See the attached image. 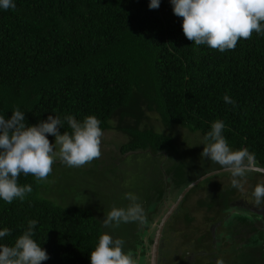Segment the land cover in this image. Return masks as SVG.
<instances>
[{"label": "trees", "instance_id": "16d2710c", "mask_svg": "<svg viewBox=\"0 0 264 264\" xmlns=\"http://www.w3.org/2000/svg\"><path fill=\"white\" fill-rule=\"evenodd\" d=\"M14 3L15 9L0 8V115L6 119L17 108L28 125L50 114L61 119L72 115L80 122L95 115L103 131L111 127L115 114L134 118L138 125L145 111H154L164 126L177 127L176 133H165L118 125L127 133L119 147L125 156L136 150L169 153L181 131L183 136L198 132L204 138L212 123L221 120L230 148H247L255 156L254 164L264 167V35L253 32L251 38L238 40L235 49L223 52L195 45L186 38L183 18L174 14L171 0H160L156 9L149 8L150 0ZM225 95L235 106L225 103ZM61 131H70L66 121ZM57 159L52 168L60 162ZM96 162L78 169L96 168ZM53 170L39 183L31 174H20L18 184L33 189L23 201L17 198L9 204L0 199V230L10 229L0 245L12 246L28 221L36 220L33 239L49 256L41 264H91L90 251L103 234L95 208L91 203L61 200L62 192H76L80 182L72 178L64 186L67 191L63 187L59 193L63 183L50 180L58 171ZM218 176L223 178L222 173ZM263 177L253 170L243 191L231 186L228 172L223 182L205 187L198 204L207 203L209 208L218 199L223 203L218 209L237 204L244 212L249 207L255 216L263 215L264 205L256 206L252 195L257 183H264ZM260 253L264 258V251ZM248 255L245 249L244 257Z\"/></svg>", "mask_w": 264, "mask_h": 264}, {"label": "clouds", "instance_id": "9594fccd", "mask_svg": "<svg viewBox=\"0 0 264 264\" xmlns=\"http://www.w3.org/2000/svg\"><path fill=\"white\" fill-rule=\"evenodd\" d=\"M171 4L174 14L183 18L186 38L195 45H207L223 52L235 49L238 40L251 38L253 32L264 35V0H171ZM159 6L160 0H150L149 8ZM15 7L14 0H0V8L4 10ZM224 101L235 106L228 95ZM25 121L24 112L18 108L10 118L0 115V199L9 204L17 198L23 201L33 191L31 185L18 184L21 173L31 174L39 183L51 174L57 158L68 167L79 168L101 156L103 132L95 115L86 116L82 122L72 115L61 119L51 114L36 125ZM65 121L70 131H61ZM225 127L221 120L212 123L201 143L204 147L200 155L218 164L222 171L230 172L231 186L242 190L246 176L253 171L255 156L247 148H230L223 135ZM47 134L55 137L54 143H50ZM252 195L256 206L264 205V183H257ZM125 196L131 203L127 208L113 207L102 220L104 228L114 230L121 223L147 222L145 209L137 202L139 198L131 192ZM36 223L29 220L27 229L12 246L0 245V264H41L49 259L46 250L33 239ZM7 235L10 229L0 230V238ZM124 245L123 238L105 231L90 251L91 264H138L136 256L123 250ZM216 264L225 261L217 259Z\"/></svg>", "mask_w": 264, "mask_h": 264}, {"label": "flooded vegetation", "instance_id": "af4514ba", "mask_svg": "<svg viewBox=\"0 0 264 264\" xmlns=\"http://www.w3.org/2000/svg\"><path fill=\"white\" fill-rule=\"evenodd\" d=\"M120 154L121 157H125L126 153ZM130 154L141 155L142 157L148 155L157 161L156 164L152 163L154 168L146 170L150 171L152 180V188L147 190L148 193L145 197L146 201L150 203L145 211L147 222L144 224L135 222L134 226L130 228L129 237L124 238L126 243L124 245L125 250H123L136 256L138 264L151 263L152 245L156 239L155 264H216L217 259H223L225 264H264V258L260 256V250L264 251V222L262 224L259 222L260 217L264 219L263 212V215L255 216L256 214L253 212L256 211L248 210V207L244 212L243 207L237 204L218 209L223 204L220 205L218 199L213 201L214 205L212 204L207 208V203L198 204V198L203 196L205 188L195 189L191 194L186 195L200 181L213 174L197 181L180 198L182 191L189 184L209 172L220 170L221 167L218 164L214 167L201 169L189 166L190 171L187 172L186 176L189 174L191 176L186 177L184 173L188 168L183 165L179 167L177 160L167 168L161 167L162 159L165 160L169 154L167 152L141 151L140 153L136 150L128 151L127 155ZM138 158H136L137 162L145 163L141 157ZM200 171L202 173L196 177ZM179 198L178 204L159 228L163 212ZM145 199L141 198L143 202ZM239 200L243 202L244 199L241 197ZM209 201L211 200H206V202ZM185 211L192 214L193 218L186 216L188 213L184 215ZM186 219H189L188 225L181 228L180 224L183 225ZM260 229L262 231H259ZM183 233L185 234L183 235ZM178 234L180 236L174 240V235ZM259 234L260 237H258ZM128 238L130 240H126ZM254 247L258 248V251ZM245 249L249 254L246 257H244Z\"/></svg>", "mask_w": 264, "mask_h": 264}, {"label": "rangeland", "instance_id": "374dc122", "mask_svg": "<svg viewBox=\"0 0 264 264\" xmlns=\"http://www.w3.org/2000/svg\"><path fill=\"white\" fill-rule=\"evenodd\" d=\"M110 124V128L102 131L101 156L98 159H94V162H97L93 167L96 168L88 167L89 169L85 168L82 171L76 167H68L59 162L56 163L57 167L53 168L58 171H55L56 174L50 176V180L53 182L57 181V179L58 181H62L63 185H60L57 190L60 193V190H62L65 184H69L72 178H77V181L80 182V188L77 189L76 192L72 191V189H70L72 192L61 191V196H64L61 200L72 199L73 201H79L82 203H91V205L95 208L94 215L97 220H99L103 233L107 231L116 238L124 239L129 237L130 228L134 226L135 222L121 223L118 228L113 230L104 228L102 220L113 207H128L131 203V201H129L125 196V193L128 192L134 193L139 198L138 201L141 202H137L143 205L145 211L148 209L150 203L146 201L145 197L146 193H148L147 190L152 188V180L149 174L150 171L148 172L146 170L148 168H154L152 163L156 164L157 161L153 157H148V155H144V157H142L141 155L130 154L125 157H121L122 155L120 154L119 147L121 143L126 140L127 133L117 129V126L120 125L124 128L132 126L139 129L147 127L153 129L154 131H163L165 133L168 130L176 133L178 129L177 127L169 129L164 126L154 111H145L144 118L138 123V125H136L134 118L129 116L120 118V114H115L110 120ZM180 133L182 134V131ZM180 133L178 135L179 138H175L177 151H175V148L173 151L169 152L166 159H162L161 167L167 168L177 160L179 167L180 165H183L185 168H188L184 173L186 176L187 172L190 171L189 166L201 169L214 167L216 165L208 158L201 157L200 153L203 151L204 147L201 143L204 142V138L198 132L184 136L183 134L181 136ZM49 141L50 143H54L55 139ZM58 149L59 146H56L55 150L58 151ZM138 157H141L142 161L145 163L137 162L136 158ZM94 162L92 161L91 163ZM87 165L89 166V163L84 166ZM178 169L180 170V168ZM191 170L193 169L191 168ZM145 171L146 174L144 173ZM221 173L222 177L226 179L228 171H222ZM221 173L213 175L217 178L215 181V178L210 180L211 176L200 181L199 184L196 185V189L205 188L208 184L213 186L214 182H223V178L220 179L221 176H218ZM64 175L65 177H63ZM190 176L191 175L189 174L186 177ZM261 181H264V177L261 178ZM90 182L91 184L87 185ZM248 185L249 184L247 182H244L242 190L245 191ZM83 188L86 190L84 191ZM218 188L222 189L220 187ZM63 190L67 191L65 187ZM141 198L145 199V202H143ZM231 214H233V211H231ZM126 240L130 239L128 238ZM244 243L246 244L245 241ZM245 244L244 247H246Z\"/></svg>", "mask_w": 264, "mask_h": 264}, {"label": "water", "instance_id": "95a60500", "mask_svg": "<svg viewBox=\"0 0 264 264\" xmlns=\"http://www.w3.org/2000/svg\"><path fill=\"white\" fill-rule=\"evenodd\" d=\"M223 169H221V170H216V171H213V172H209V173H207V174H205V175H203V176H201L200 178H198L197 180H195L194 182H192L191 184H189L183 191H182V193H181V196H180V198L185 194V192L186 191H188L197 181H199V180H201V179H203L204 177H206V176H209V175H211V174H213V173H217V172H219V171H222ZM225 170V169H224ZM253 170H257V171H259V172H261V173H264V167H260V166H257V165H253ZM180 198L178 199V200H176L173 204H171V206H169V207H167L166 208V211H164L163 213V216L160 218V220H161V222H160V224H159V228L161 227V225L163 224V222L165 221V219L167 218V216L171 213V211L174 209V207L178 204V202H179V200H180ZM157 245V239L155 240V242H154V244L152 245V253H151V263L150 264H155V254H156V246Z\"/></svg>", "mask_w": 264, "mask_h": 264}]
</instances>
